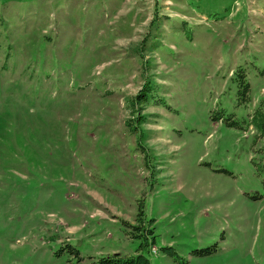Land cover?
Listing matches in <instances>:
<instances>
[{
  "label": "rangeland",
  "instance_id": "obj_1",
  "mask_svg": "<svg viewBox=\"0 0 264 264\" xmlns=\"http://www.w3.org/2000/svg\"><path fill=\"white\" fill-rule=\"evenodd\" d=\"M140 206L153 264H264V0H0V264L137 254Z\"/></svg>",
  "mask_w": 264,
  "mask_h": 264
},
{
  "label": "trees",
  "instance_id": "obj_2",
  "mask_svg": "<svg viewBox=\"0 0 264 264\" xmlns=\"http://www.w3.org/2000/svg\"><path fill=\"white\" fill-rule=\"evenodd\" d=\"M3 23V22H2ZM3 71H8L9 73L11 70L8 67L2 66ZM5 74L6 76H9V73L1 72ZM247 88H245L246 90ZM139 100V101H138ZM148 97L145 94H142L138 96V99L136 98V101L139 102H147ZM146 214L143 209V206L139 207V212L137 215V219L139 221L138 225H132L133 231L132 235L134 238H139L142 240L140 248L142 251L138 252L134 255H124L121 253L116 254H108L103 255L99 257L96 261L93 262V264H153L151 262V259L145 254V251L150 252L151 247L156 244L155 234L154 230L150 229L149 222L146 221ZM164 254H167L171 257H173L177 262H180L181 264H187V261L178 254V252L171 248V247H162L161 248Z\"/></svg>",
  "mask_w": 264,
  "mask_h": 264
}]
</instances>
